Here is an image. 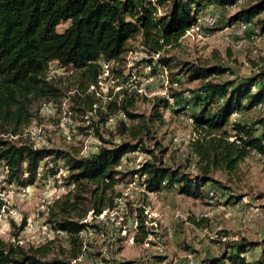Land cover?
Wrapping results in <instances>:
<instances>
[{"label": "trees", "instance_id": "obj_1", "mask_svg": "<svg viewBox=\"0 0 264 264\" xmlns=\"http://www.w3.org/2000/svg\"><path fill=\"white\" fill-rule=\"evenodd\" d=\"M235 1L156 0L152 4L149 0H0V163L7 168L5 180L9 184L31 186L40 162L54 155L56 160L64 162L68 181L74 185L73 193L54 203L48 219L57 232L67 235L68 244L72 246L69 259H46L48 245L26 249L18 241L13 244L0 241V264H73L72 261L83 258L85 251L80 234L93 228L84 222L88 213L96 219L105 211H113L123 198L119 187L136 177L145 195L174 191L187 198L206 199L210 188L224 198L225 191L218 189V183L210 176L211 171L236 172L241 162L255 157L253 154L259 155L261 159L258 160L264 162V115L253 121L232 120L233 114L240 117L260 103L264 107V69L255 75L224 80L222 78L229 75V70L220 65L182 66L180 75L189 82H198V87L192 91L184 89L176 95V89L169 88V95L178 106L174 111L179 114L188 107L194 120L193 130L199 136L190 145L198 166L195 174L187 173L181 166L167 165L161 156L165 150L157 154L143 148L139 138L144 123L128 126L125 122L140 120L142 116L130 112L134 101L121 86L116 87L119 89L113 100H110L109 91L107 95L99 96L110 101L102 108L96 107L95 112L102 116L99 124L115 118L116 134L119 137L129 135L134 145L125 141L119 144L107 142L98 135L109 147H99L95 153L77 158L37 149L20 140L26 128L38 119L41 104H57L65 97L62 78H49L52 64L82 72V93H85L90 86L99 88L103 74L100 61L108 66L104 79L112 78L111 65L128 52L129 42L139 38V47L148 56L160 54L155 62L151 58L144 61L151 73L163 68L170 82H177L180 87L181 81L171 76L172 59L164 58L163 54L176 47L186 31L195 25L201 2L224 6ZM160 9L163 11L158 13ZM262 14L264 0H247L230 22H253L256 30L264 33ZM61 24L66 27L58 32L57 27ZM185 91L191 95L188 100L182 98ZM136 92L140 94L138 90ZM82 93L70 98V111L77 102L91 112L98 102L94 100L93 92L85 95L87 99L83 101ZM154 99L157 102L153 112L156 107H167L162 97ZM120 115L125 118L119 119ZM150 120L158 122L160 118L151 116ZM229 129L236 132L239 144L229 140ZM136 152L146 154L150 159L132 171H120L123 158ZM144 212L145 207H141L128 214L137 224V236L147 239L151 231L147 228ZM225 245L216 256L206 257L198 264H264V239L260 242L240 239ZM254 248L260 250L252 257L249 252ZM166 260L161 256L153 257L156 264H164ZM101 262L136 264L117 259Z\"/></svg>", "mask_w": 264, "mask_h": 264}, {"label": "rangeland", "instance_id": "obj_2", "mask_svg": "<svg viewBox=\"0 0 264 264\" xmlns=\"http://www.w3.org/2000/svg\"><path fill=\"white\" fill-rule=\"evenodd\" d=\"M212 5L201 2V11L213 12L217 17V26L204 31L203 35H193L181 39L179 44L166 50L164 58L172 59L171 76L181 81V86L176 89L178 94L184 89L195 90L199 83L189 82L180 75L182 66L196 65L210 67L220 65L229 70L226 80L231 77H247L255 75L264 69V39L254 43L252 36L254 29L243 36L236 35L230 28V12L219 10L216 12ZM218 10V9H216ZM163 9L159 10L161 13ZM264 16V14H262ZM66 27L61 24L57 27L62 32ZM140 40L127 44L125 53L118 62L111 65L112 78L100 80L96 88L94 100L98 102L90 112L86 106L75 102L70 111V98L82 93V72L63 69L56 64L50 67L49 78L61 77V87L65 97L60 103H53L55 108L47 118L41 116V104L38 119L34 120L40 130L42 144L36 145L37 149L61 152L70 157L85 158L95 153L99 147H109L98 138L116 144L130 142L129 135L119 137L114 124L101 123V117L96 107H104L107 102L114 99L118 86L126 91L128 97L133 99L134 107L130 112L142 116L140 120H126L128 126L144 123L141 139L144 149H149L161 155L164 162L171 166H181L190 174L198 170L196 158L190 146L183 143L192 135L189 126L179 120V114L170 107H156L152 111L155 97H161L164 86L160 80L151 82L152 75L145 67V58L140 56ZM179 65V66H178ZM141 94H137L136 90ZM89 91V90H88ZM82 93L83 101L85 95ZM110 93L109 99H100ZM90 93V94H89ZM141 95V96H139ZM87 99V98H86ZM108 100V101H107ZM82 101V102H83ZM59 107H61L59 109ZM104 111V108H103ZM264 115V107L254 108L240 115L241 121H253ZM159 117L160 121H151L150 117ZM66 119L64 128L59 125ZM32 122V123H33ZM26 128L21 136V142L30 143L32 140ZM96 125H99L98 127ZM40 140V141H41ZM42 145V146H41ZM34 146V145H33ZM55 156L44 159L39 164L37 176L31 186L9 184L2 172L0 163V193L2 196V209L0 210V241L15 243L24 248H37L48 245L46 259L53 257L69 259L72 246L65 233L57 232L48 222L54 203L64 196L73 193L74 185L68 181V171L62 160ZM146 154L133 153L123 158L120 171H132L139 164L149 160ZM210 176L218 187L225 191L222 203L209 205L206 199H191L180 196L174 191H166L162 196L145 195L140 188L119 187L122 191L127 207H117L112 213L103 214L99 218H92L88 213L84 222L90 223L93 228L80 234L84 255L83 261L73 264H101L102 260H129L136 264H156L154 255L162 253V258L167 259L164 264H187L192 258L200 261L206 257L216 256L224 248L223 244L232 243L240 239L251 242H260L264 239V162L255 157H248L238 166L236 172L213 170ZM25 178V174L23 176ZM145 207L147 212V228L151 231L152 241H148L131 225L132 216L129 211ZM260 208L261 218L252 215L251 209ZM58 210V209H57ZM54 211L57 213L56 209ZM145 214V213H144ZM170 233V235H169ZM214 234L220 239H210ZM136 238V240H135ZM52 244H49L51 243ZM62 249V250H61ZM159 249V250H158ZM65 258V259H66Z\"/></svg>", "mask_w": 264, "mask_h": 264}, {"label": "built area", "instance_id": "obj_3", "mask_svg": "<svg viewBox=\"0 0 264 264\" xmlns=\"http://www.w3.org/2000/svg\"><path fill=\"white\" fill-rule=\"evenodd\" d=\"M149 1L152 4H154L156 0H149ZM202 1H205V0H202ZM246 1L247 0H236L233 4L224 5V6H220V5H217V4H211L212 5L211 7L212 8L216 7V9H218V10L215 9L216 12H219V10H222L223 12H230L232 15H234L236 12H238V10H240V8L245 4ZM158 13H159V11H158ZM216 26H217L216 14H214L211 11L210 12L201 11L196 16L195 25L190 30L186 31V33L183 36V39L188 38V37H192L193 35H197V36L203 35L205 29L206 30H211V29H214ZM229 26H230L231 29H233L235 31L236 35H242V36L245 33H247L248 31L254 29V35L252 36V40H253L254 43H259L262 39H264V33H261L258 30H256L255 26L253 25V22L237 21V22L231 23ZM140 50H141L140 51L141 59H143V58H145V59L151 58L155 62L160 56V54H152L151 56H148L146 54V52L142 48H140ZM100 62H101L100 64H102V68H103V74L100 77L102 79V77H106L107 76V68H108V66L104 62H102V61H100ZM145 68L148 71L151 72V69H150L149 66H146ZM49 72L51 73V70ZM157 79L160 80V82L164 86V89H163L164 91L161 93V97L166 101L168 107H170L173 111L177 110L178 106H176L175 100L172 97H170V95H169V88L172 87L173 89H177V88H179V84L177 82H170L169 75H168L167 71L165 69H163V68L157 69L156 73L152 74L149 77V80L151 82H154V80H157ZM98 85L100 86V81L98 82ZM95 90H96L95 86H90L89 87V91L90 92H93V93L97 94ZM252 90L254 91L255 88L253 87ZM138 93H140V91H138ZM181 95H182V98L185 99V100H188V99L191 98V95H190V93L188 91L183 92ZM262 107H263L262 103H260V104H258L256 106L257 109H261ZM55 108L56 107H53V103L52 102H49L47 104H43V106L41 107V116L43 118L49 117L50 115H52V112H53V110ZM118 118L119 119H124L125 117H124V115H120ZM237 119H239V114H237V113L233 114L232 120L235 121ZM179 120H180V122H182L183 124L189 126L193 130L194 120L189 114L188 107L186 108L185 112L179 113ZM65 121H66V119H63V121L60 123V125H59L60 128H64L65 127V125H64ZM108 123L114 124L115 123V118H112V117L109 118ZM31 127H32L31 129L30 128L28 129V135H29L30 139L32 140L34 148H36V145L40 144V142L42 144V140H41V137H40V130L37 129L35 122L32 123ZM198 138H199L198 134L195 131H193L192 135L188 138V140L183 143V146L184 147L188 146V145L190 146L192 143H195L198 140ZM229 140L231 142L235 143V144H239V142H240L236 132L233 131L232 129H229ZM253 156H255V158H257V159H261V157L259 155L253 154ZM2 172H3L4 178H5L6 174H7V168L4 165H2ZM125 186H127L128 188H132V187L140 188L142 190V192H143V189L140 186L139 180L137 179V177L134 178L130 183H128ZM163 193H164L163 191H159V192L155 193V195L162 196ZM149 195H154V194H149ZM2 196L3 195L0 193V199L1 200H2ZM223 201H224L223 198L220 197L217 194V192H215L214 190H212L210 188L207 189V198H206L207 204L214 205V204H217V203H222ZM124 202H125V197L123 195V198L120 199L117 202V207L123 206ZM123 208H124L123 209L124 211H126V212L128 211L127 207L125 205H124ZM259 209L260 208H256V207L251 209L252 215L261 218L262 216L259 214ZM113 211H105L103 214H109V213H112ZM144 213H145V215L147 217L146 209H145ZM103 214L100 215L99 217L103 216ZM127 215H128V213H127ZM131 225H132V227L135 230L137 224H136V222H135V220L133 218L131 220ZM169 235H170V233H169ZM151 236L152 235H148L147 240L149 242L153 240ZM210 239H220L222 242L226 241L225 238H220V237H218L217 234L212 235L210 237ZM158 252L159 253L154 255V256H163L162 253H160V251H158ZM82 261H83L82 258H78L77 259L78 263H80ZM198 263H199V261L197 262V261L193 260L192 258H190L187 261V264H198Z\"/></svg>", "mask_w": 264, "mask_h": 264}, {"label": "crops", "instance_id": "obj_4", "mask_svg": "<svg viewBox=\"0 0 264 264\" xmlns=\"http://www.w3.org/2000/svg\"><path fill=\"white\" fill-rule=\"evenodd\" d=\"M259 248H254L250 253L252 257H255L259 253Z\"/></svg>", "mask_w": 264, "mask_h": 264}]
</instances>
